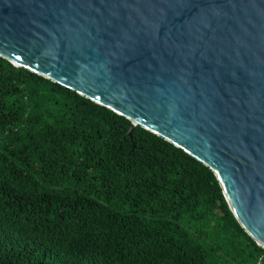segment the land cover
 Instances as JSON below:
<instances>
[{"label":"trees","instance_id":"1","mask_svg":"<svg viewBox=\"0 0 264 264\" xmlns=\"http://www.w3.org/2000/svg\"><path fill=\"white\" fill-rule=\"evenodd\" d=\"M0 57V264H264L210 169Z\"/></svg>","mask_w":264,"mask_h":264},{"label":"water","instance_id":"2","mask_svg":"<svg viewBox=\"0 0 264 264\" xmlns=\"http://www.w3.org/2000/svg\"><path fill=\"white\" fill-rule=\"evenodd\" d=\"M0 57L210 169L264 250V0H0Z\"/></svg>","mask_w":264,"mask_h":264}]
</instances>
